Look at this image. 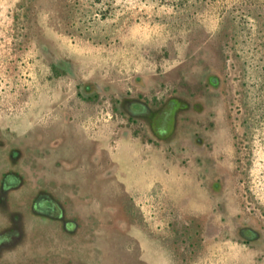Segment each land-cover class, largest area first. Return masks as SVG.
I'll list each match as a JSON object with an SVG mask.
<instances>
[{
    "label": "flooded vegetation",
    "instance_id": "obj_1",
    "mask_svg": "<svg viewBox=\"0 0 264 264\" xmlns=\"http://www.w3.org/2000/svg\"><path fill=\"white\" fill-rule=\"evenodd\" d=\"M49 1L24 0L12 20L14 50L37 48L63 102L58 119L41 126L49 139L22 144L0 125V264H264V209L250 179L264 133V0L238 6L259 50L256 74L234 51L226 20L194 35L172 83L145 70L118 79L63 55L39 39L33 22ZM130 149L148 177L159 163L170 177L153 182L157 192L147 188L141 202L148 221L163 214L165 231L145 245L106 189L117 178L126 182L118 158ZM85 155L99 184L62 179L75 168L82 175ZM41 161L59 166L43 169ZM33 174L47 178L28 180ZM74 187L83 192L78 205Z\"/></svg>",
    "mask_w": 264,
    "mask_h": 264
},
{
    "label": "rangeland",
    "instance_id": "obj_2",
    "mask_svg": "<svg viewBox=\"0 0 264 264\" xmlns=\"http://www.w3.org/2000/svg\"><path fill=\"white\" fill-rule=\"evenodd\" d=\"M23 2L0 0V125L4 124L6 129L8 126L11 132H16L22 144L35 142L36 137L49 139L47 132L50 129L41 126L58 119L57 105L63 102V95L54 92L49 68L37 48L30 44L23 52L14 50L12 20ZM240 2L55 0L43 4L33 22L41 36L39 39L53 43L63 55L74 57L87 69H102L118 79L145 70L152 74L162 73L172 83L179 62H183L189 55L194 35L207 30L216 31L226 20L232 22L234 51L249 71H255V74L259 71V50L255 46L254 33L251 34L242 22L238 7ZM59 114H62L61 109ZM80 114L86 118L85 122L92 120L88 118L92 112L85 110ZM104 119L108 120V116L101 120ZM34 125L39 128L36 129ZM35 131H39L37 135ZM260 135L262 140L254 145L250 179L252 191L264 209V133ZM130 152H122L118 158L121 171L127 174L126 182L122 183L117 178L110 182L115 189H106L116 207L128 211V217L132 218L129 229L143 233L145 245L147 237L151 239L162 236L165 231L160 222L163 214L156 212L154 218L148 221L144 217V204L141 205V202H144L147 188L148 193L157 192L151 186L153 182L167 184L170 177L162 171L160 163L155 173L148 171V177L146 162L134 149H130ZM161 159L158 161L161 162ZM82 162V175L75 168L65 176L62 175V179L77 184V181L84 178L86 183L99 184L95 180L97 173L92 169L94 167L88 155L82 158ZM41 164L43 169L59 166L52 161H41ZM44 178L47 177H27L28 180L36 181ZM128 187L133 191L130 192ZM74 188L71 203L78 205L83 192ZM105 194L101 193V197ZM162 206L165 207L166 202Z\"/></svg>",
    "mask_w": 264,
    "mask_h": 264
}]
</instances>
